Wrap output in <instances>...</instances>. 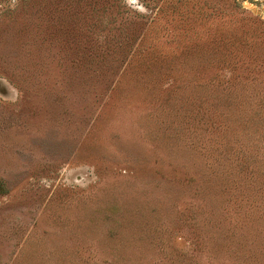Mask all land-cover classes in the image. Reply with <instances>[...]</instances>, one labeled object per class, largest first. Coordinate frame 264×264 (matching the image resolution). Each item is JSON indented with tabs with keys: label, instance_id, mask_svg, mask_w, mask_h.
<instances>
[{
	"label": "rangeland",
	"instance_id": "obj_1",
	"mask_svg": "<svg viewBox=\"0 0 264 264\" xmlns=\"http://www.w3.org/2000/svg\"><path fill=\"white\" fill-rule=\"evenodd\" d=\"M0 264H264V0H0Z\"/></svg>",
	"mask_w": 264,
	"mask_h": 264
}]
</instances>
